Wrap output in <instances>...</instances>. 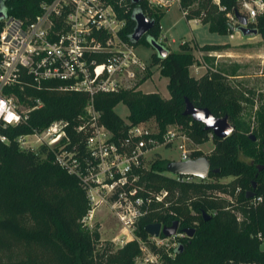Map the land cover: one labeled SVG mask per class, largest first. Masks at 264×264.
<instances>
[{
	"label": "trees",
	"instance_id": "1",
	"mask_svg": "<svg viewBox=\"0 0 264 264\" xmlns=\"http://www.w3.org/2000/svg\"><path fill=\"white\" fill-rule=\"evenodd\" d=\"M40 1L0 0L3 13L0 24L5 15L30 18L38 12ZM125 4L129 7L126 11L117 6L119 16L124 19L119 35L132 45L139 42L150 45L149 37L159 41V20L166 8L148 5L145 0H125ZM178 7L185 19L205 23L211 32L229 34L237 26V22L227 18L226 12L238 11L239 0H179ZM133 10L141 11L152 20L150 28L134 43L129 39L134 26ZM248 26L256 28L264 39L263 14L248 21ZM163 46L167 53L160 57L152 51L150 65H156L159 74L167 77L169 96L165 98L156 91L143 92L135 87L97 92L92 96V104L99 112V120L111 132L110 138L116 144L130 124L150 117L157 127L152 135L159 138L168 124H175L192 143H200L210 135L213 148L205 155L210 167L207 175L231 174L234 179L229 188L197 177L179 181L173 174L166 173L167 160L154 153L148 166L140 165L133 170L137 175L136 194L145 196L164 189L166 196L162 201L152 200L148 204L135 220L133 233L145 240L151 251L160 253L163 264H264V249H260L261 239L257 235L264 238V167L257 170L253 163H264V151L256 149L255 139L251 140L244 133L243 128L247 127L238 117L236 101L232 96H225L224 75L218 70H206L196 77L189 74L188 67L194 56L186 41L179 42L176 50ZM226 46L227 43H206L199 48L210 50ZM150 74L146 65L137 84ZM5 91L14 92L20 102L27 104L39 97L42 104L27 112L25 122L1 129L8 140L0 141V264H134L133 258L139 252L135 240L116 246L109 241L102 243L96 225L91 227L82 221L88 209L84 190L73 174L54 161L52 151L43 144L36 149H20L14 140L17 134L33 127L41 128L56 118L75 122L88 101L87 93L49 87L36 89L29 85L20 89L16 84ZM23 94H28L30 99L25 100ZM184 98L195 106H205L215 116L225 114L233 131L221 138L204 129L201 122L182 113ZM119 102L127 108L126 122L113 109ZM255 113L254 132L263 133L264 103ZM66 132L69 141L65 146L77 145L79 134L71 127ZM239 152L250 156L252 161L240 159ZM200 154L202 152L195 149L190 157ZM236 186L244 204L239 206L240 220H236L232 202L216 194L232 195ZM247 189L253 190V196L261 195V201L255 205L250 202L252 197L245 195ZM202 210L210 216L203 219ZM174 219L179 229L192 226L194 231L191 236L180 239L181 249L174 250L170 257L163 248L148 241L143 226L154 221L168 225Z\"/></svg>",
	"mask_w": 264,
	"mask_h": 264
},
{
	"label": "built area",
	"instance_id": "2",
	"mask_svg": "<svg viewBox=\"0 0 264 264\" xmlns=\"http://www.w3.org/2000/svg\"><path fill=\"white\" fill-rule=\"evenodd\" d=\"M145 1L148 5L166 8L172 3L178 4L179 0ZM117 6H122L123 11L129 8L125 0H41L38 12L30 18L2 17L0 141L8 140L1 132L2 128L25 122L27 112L42 104L39 97H35L32 104L20 102L14 92L5 91V88L16 84L20 89L29 85L36 89L49 87L86 92L88 101L75 122L56 118L41 128L33 127L17 134L14 140L20 149H36L45 145L52 151L54 161L77 178L88 204L83 222V218L100 202L108 201L120 224L119 235H114L111 240H118V245H121L128 240H137L133 233L135 220L152 200L162 201L166 196L164 189L145 196L136 194L134 182L137 175L133 170L141 165L145 153L178 137L180 139L175 143L179 153L175 159L191 157L185 148L187 137L181 131L166 129L159 138L152 135L156 131L151 132L141 123H135L127 127L116 144L110 138L111 132L99 120L92 96L97 92L131 86L137 88V74L145 68L134 54L133 45L119 35L124 19L119 16ZM238 12L247 21H252L256 15H264V0H239ZM226 16L236 22L233 13L226 12ZM23 97L30 99L28 94H23ZM68 127L79 134L77 145L69 148L65 146L69 141ZM174 176L179 181L193 177ZM256 199L260 196L257 195ZM175 235L148 237L171 257L178 243L174 241L176 245L174 243L170 247L166 240ZM257 235L262 239L259 233ZM144 260L150 264H163L160 253L151 250ZM134 264L141 263L137 259Z\"/></svg>",
	"mask_w": 264,
	"mask_h": 264
},
{
	"label": "rangeland",
	"instance_id": "3",
	"mask_svg": "<svg viewBox=\"0 0 264 264\" xmlns=\"http://www.w3.org/2000/svg\"><path fill=\"white\" fill-rule=\"evenodd\" d=\"M240 12L242 13V11ZM180 15V9L177 4H170L168 10L165 11L159 20L161 33H163L166 37L164 39L161 35H159L157 39L170 50L178 49L179 42H188L194 56L193 63L188 67L189 74L196 77L206 70H218L224 75L222 82L224 84V90H227L225 96H232L236 101V105L238 107V117L247 127V129L243 128L244 133H253L255 135L253 143L255 148L264 151V146L261 142L264 132H254L257 123L255 112L260 108V105L264 103V39L260 37L258 32L256 34L243 35L238 31H235V28L229 34L236 32L239 37L236 36L233 39H228L225 34L209 31L205 23H201L199 21L187 22ZM192 36L195 37L196 41L201 44L224 42L228 40L231 42H225L228 44L226 47L206 50L200 49L199 45L191 39ZM171 38L174 39L173 42L170 40ZM237 40L239 42H237ZM152 51H154L152 46L141 42L133 45V52L136 57L151 70L150 76L139 84L136 83L139 80L137 79L135 83L137 88L143 92L156 91L162 97L166 98L169 96L166 88L167 77L159 74L156 65H150V54ZM143 72L144 70L138 72L137 77L140 78ZM113 109L126 122V106L119 102L113 107ZM140 123L151 132L157 130L156 122L152 117ZM166 129H173L174 132L180 131L176 128L175 124H168ZM179 139L180 138L176 137L173 142H168L163 145L159 144L149 149L143 157L141 166H148L149 162L155 157L154 153H156L158 157L166 160L177 158L179 150L176 148L175 142H178ZM185 148L189 150V153L192 150L199 149L202 154L207 155L213 148V142L210 135L206 140L200 143H192L190 139L187 138V140H185ZM238 155L240 159L245 160L246 162L252 161V158L250 156H246L243 152H239ZM253 163L257 164L258 162ZM166 173L172 175V173L168 171H166ZM233 179L234 176L231 174H208L204 177L205 181H217L227 185L228 188ZM216 194L223 195L231 201L232 205L235 206V208L232 206V210L236 215V220L242 219V213L239 210V206L243 203L240 200L238 186L234 188L232 195H227L223 192H216ZM256 196L257 195H254L250 199V202H253L254 205L259 203L262 199L261 195L258 200L256 199ZM88 214L83 218V220L88 226L92 227L96 225L99 241L102 243L109 241L114 246L118 245V240H111V237L119 235L120 232L118 231V228L120 224L109 208L108 201L100 202V204ZM175 237L176 236L166 240L168 241L169 246L175 243ZM149 239L150 238L148 237V241H150ZM135 241L138 244V248L140 246L145 248H139V252L134 256L133 260L138 259L141 264H150V262H145L144 260L148 250H150L147 242L139 238ZM261 241H264L263 237ZM174 245H176V243Z\"/></svg>",
	"mask_w": 264,
	"mask_h": 264
},
{
	"label": "water",
	"instance_id": "4",
	"mask_svg": "<svg viewBox=\"0 0 264 264\" xmlns=\"http://www.w3.org/2000/svg\"><path fill=\"white\" fill-rule=\"evenodd\" d=\"M129 1L134 2L136 0ZM2 14V11H0V17ZM233 15L237 22L235 31H238L243 35L257 33L256 28L248 26V21L243 14L239 13L238 11H234ZM131 16L134 20V26L129 35V39L134 43L150 28L152 25V20L139 10H133ZM148 42L150 46L153 47L158 56L162 57L167 53V49L159 41L149 37ZM182 113L189 115L193 120L201 122L204 129H209L211 133L217 137H225L234 129L233 125L228 121L225 114L215 116L205 106H195L189 100H187V98H184ZM248 136L251 140L255 139L253 133H249ZM261 142L264 146V136ZM255 167L257 170H260L264 167V163L256 164ZM164 169L172 174L191 175L197 178H204L207 176L209 171V161L204 154L183 160L171 159L165 162ZM212 170L217 171V169ZM254 183L255 181L253 180L252 185H254ZM252 194V191H247L245 193L246 196H251ZM200 214L203 219H206L210 216L209 213L204 210H202ZM177 223L178 221L176 219L172 220L168 225H163L158 221L148 222L144 224L143 229L148 235L151 236H169L176 232ZM182 230L185 232L186 236H191L194 231V227L188 226L182 228ZM181 247L182 244L178 243L175 247V251L180 250ZM259 247L260 249H264V241H261Z\"/></svg>",
	"mask_w": 264,
	"mask_h": 264
},
{
	"label": "crops",
	"instance_id": "5",
	"mask_svg": "<svg viewBox=\"0 0 264 264\" xmlns=\"http://www.w3.org/2000/svg\"><path fill=\"white\" fill-rule=\"evenodd\" d=\"M175 4H177V3H175ZM177 6H178V4H177ZM168 7L169 6H167L166 7V10H168ZM165 10V11H166ZM165 13V12H164ZM180 16H182L183 17V13H182V11L180 10ZM162 17V16H161ZM184 18V17H183ZM185 19V18H184ZM185 21H190V22H197V20H195V19H185ZM160 23V22H159ZM161 28V27H160ZM160 35H161V37L162 38H164L165 39V35L163 34V33H160ZM225 35H227V37H228V39H233V38H235L236 36H238L239 37V35L238 34H236V32H234V33H232V34H225ZM241 37V36H240ZM184 40H186L185 38H183ZM197 45H201V43H198L197 41H196V39H195V37H193L192 36V38H191ZM172 42L174 41V39L173 38H171L170 39ZM225 42H231V41H224V42H217V43H225ZM237 42H239L238 40H237ZM148 92V91H147Z\"/></svg>",
	"mask_w": 264,
	"mask_h": 264
},
{
	"label": "flooded vegetation",
	"instance_id": "6",
	"mask_svg": "<svg viewBox=\"0 0 264 264\" xmlns=\"http://www.w3.org/2000/svg\"><path fill=\"white\" fill-rule=\"evenodd\" d=\"M210 168V167H209ZM174 175V174H173ZM255 186V183H254V185H252V187H254ZM247 191H252L253 192V190L252 189H247L246 191H245V193L247 192ZM253 196V194L251 195V196H248V197H252ZM174 234H176L175 236V238H176V240H175V242L176 243H180V239L182 238V237H184V236H186V234H185V232L182 230V229H179L178 228V223H177V227H176V232L174 233Z\"/></svg>",
	"mask_w": 264,
	"mask_h": 264
}]
</instances>
